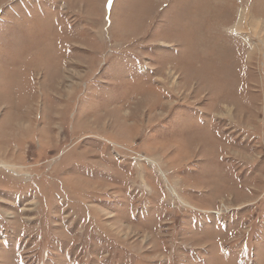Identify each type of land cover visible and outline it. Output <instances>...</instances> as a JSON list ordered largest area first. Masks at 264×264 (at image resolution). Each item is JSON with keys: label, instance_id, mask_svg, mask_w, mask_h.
I'll list each match as a JSON object with an SVG mask.
<instances>
[{"label": "rangeland", "instance_id": "rangeland-1", "mask_svg": "<svg viewBox=\"0 0 264 264\" xmlns=\"http://www.w3.org/2000/svg\"><path fill=\"white\" fill-rule=\"evenodd\" d=\"M0 264H264V0H0Z\"/></svg>", "mask_w": 264, "mask_h": 264}]
</instances>
